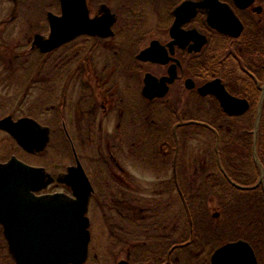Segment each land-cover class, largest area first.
<instances>
[{
    "label": "trees",
    "instance_id": "1",
    "mask_svg": "<svg viewBox=\"0 0 264 264\" xmlns=\"http://www.w3.org/2000/svg\"><path fill=\"white\" fill-rule=\"evenodd\" d=\"M20 10L34 13V9L19 7L18 14ZM11 23L9 18L0 20V27ZM263 39L264 29L248 20L238 45L244 55L253 57ZM27 49L26 43L12 44L0 35V101L20 99L24 91H38V52ZM248 100L250 109L240 117L224 115L212 99H186L183 118L173 109L152 114L145 103L138 104V114L130 125L135 132L127 126L123 145H135L129 149L130 156L143 161L142 169L156 173V179L141 188L140 182L133 185L122 163L121 171L115 167L120 173L116 175L113 168L98 162L107 170V183L114 182L110 191L107 186L96 190L106 244L114 248V256L121 252L132 264H207L216 247L243 239L254 249L258 263L264 264L262 188L243 190L232 184L252 187L259 178L252 134L257 99ZM7 103H0V115L5 114L2 109ZM19 110L24 109L18 105L8 115ZM31 110L18 114L30 117L35 114ZM256 154L264 168V116ZM161 172L166 176L160 178ZM94 185L98 189L97 181ZM212 204L217 216L210 214Z\"/></svg>",
    "mask_w": 264,
    "mask_h": 264
},
{
    "label": "flooded vegetation",
    "instance_id": "2",
    "mask_svg": "<svg viewBox=\"0 0 264 264\" xmlns=\"http://www.w3.org/2000/svg\"><path fill=\"white\" fill-rule=\"evenodd\" d=\"M185 1L199 3L201 0H84L89 20L102 22L112 15V23L108 27L106 23L98 27L102 34L85 32L43 53L39 47L32 46V41L36 35L41 40L48 37V15L62 16L61 0H5L12 7L9 22L18 17L19 7L34 9V16H38V31L27 39L30 42L27 50L38 52V67L49 61L54 66L53 86L64 84L63 87L71 88L63 103L73 132L65 129L63 121L61 126L74 162L77 158L82 164V156L77 151L85 148L84 151H96L95 157L101 166L119 167L120 170L122 165L115 151L132 148L123 145L122 134L128 125L133 124L139 101L149 106L152 114L160 109H173L177 117L183 118L186 99H212L225 115L215 96L198 92L200 87L215 79L220 80L231 96L248 102V99H264V39L253 57L244 55L238 45L245 35L248 20L264 29V0H252L246 7H240L239 0H218L228 6L242 24L237 37L212 28L207 21L208 10L196 8L194 16L180 25L179 32L194 31L205 39L197 51L194 50L197 39L183 45L177 38L186 34L176 32L172 36L171 33L174 12ZM107 31L110 34H104ZM146 49H149V58L146 61L139 59L140 53ZM42 75L38 68V78ZM146 75L149 76V88L148 95L144 96L142 89ZM52 109L56 111V106L53 105ZM109 125H113L112 132L107 130ZM50 133L49 129V136ZM103 151H107L109 160L102 155ZM82 167L93 188L90 206L99 194L94 185L96 180L91 179V173ZM49 186L42 193H50ZM0 233V244L4 243L6 251L0 263L14 264L1 226ZM89 252L90 248L88 257ZM121 257L120 260L126 259L132 264L128 257ZM94 258H98L97 253Z\"/></svg>",
    "mask_w": 264,
    "mask_h": 264
},
{
    "label": "water",
    "instance_id": "3",
    "mask_svg": "<svg viewBox=\"0 0 264 264\" xmlns=\"http://www.w3.org/2000/svg\"><path fill=\"white\" fill-rule=\"evenodd\" d=\"M83 1L61 0L62 16L55 17L49 13L48 37L41 40L36 35L32 46L37 49L39 47L41 52L46 53L79 34H102L98 27L103 23L108 27L113 16L109 15L102 22L89 20ZM251 2L252 0H239V6L246 7ZM196 8L208 10L209 25L220 33L232 37L241 33L242 24L225 4L218 0H201L199 3L185 1L175 10V21L171 29L172 36L176 32L186 34L177 38L183 45L197 39L194 49L197 51L205 42L194 31L179 32L180 25L194 16ZM104 34L108 35L110 32ZM148 51L149 49L142 51L138 58L146 61L149 58ZM144 83L142 92L147 96L148 75L145 76ZM198 92L201 95L215 96L219 107L227 116H241L249 109L248 101L228 94L219 79L207 82ZM163 93L164 90L161 91ZM263 100L258 101L252 130L253 160L258 167L259 178L252 187L232 184L243 190L260 186L264 194V168L256 154ZM0 131L8 134L29 154L44 151L49 141V129L30 117L13 119L5 116L0 119ZM53 180L44 168L29 165L14 155L6 162H0V225L14 264H84L87 259L90 222L86 214L92 186L77 158L75 165L68 166L66 173L56 179L68 187L71 194H40ZM117 264L130 263L120 260ZM209 264H257V260L250 244L238 239L217 247L210 256Z\"/></svg>",
    "mask_w": 264,
    "mask_h": 264
},
{
    "label": "rangeland",
    "instance_id": "4",
    "mask_svg": "<svg viewBox=\"0 0 264 264\" xmlns=\"http://www.w3.org/2000/svg\"><path fill=\"white\" fill-rule=\"evenodd\" d=\"M11 11L12 7L7 4L5 0H0V20L8 19L11 15ZM18 15V18L15 19L11 23V25H9L8 27H0V35H2L6 39V41L12 42V44L23 45L24 43H26V48H28L30 46V42H28L27 39H31L32 35L38 31V16H34V13L32 15H27L25 14L24 10H20V14ZM27 16H29L30 19ZM53 67L54 66L50 64V61L49 63L44 62L40 67H37V69H40V74H43L42 77L38 78V91H24L21 94L22 97L20 99H12V101H9V99H4L0 101V103H4V101H8L7 104L12 103V106L4 104V109H2V111H4L3 113L5 114L0 115V117L8 115V112L14 111L18 105H20L24 110L26 109L25 111H28V109H32L31 111H33L35 114L30 117H34V119L39 121L42 125L49 127V129L51 130L50 140L46 149L40 154H28L24 152L20 147H18L15 141L9 135H7L5 132L0 131V162L6 161L8 158H10L11 155H15L25 163L32 166L43 167L46 172L50 173L53 177H57L58 175L64 174L66 168L70 165H73L75 162L71 152V148L67 144L66 136H64V132L62 131L63 129L61 126V123L63 121L65 122V129L68 128V131L70 130L69 119H66L68 113L67 110L64 109L63 102L66 100V97L70 95L71 88L63 87L64 84L62 86L58 85V87L52 85L51 75L53 76ZM59 73L61 74L62 72ZM29 84H31V82ZM140 102L141 101H139V103ZM53 105L56 106V111L52 109ZM24 110L21 111L25 112ZM21 111H15L16 114L12 117L16 119L25 116L24 114H18ZM56 112L59 113L58 118L56 117ZM129 127L131 130H133V127H131L130 125ZM107 130L112 132L113 125H109V129ZM133 131L135 132V129ZM72 132L73 131H71V133ZM78 150L79 151H77V153L80 157L82 156V165L85 167V170L91 173V179L93 177V179L96 180L97 183H99V186L97 187L98 189L96 190H104L107 186L108 191H110L114 182L113 180H111L107 183V179L105 178L107 175V170L105 169V167H99L100 164L95 157L97 155L96 151H90L88 149L84 151L85 148H79ZM262 150L263 143L261 142L260 151ZM135 151H139L138 148ZM262 153L263 151L261 152V155ZM102 155H104L105 158H108V153L106 151H103ZM115 155L120 159L119 161L122 163V165H125L124 168L130 175V180H132L133 185H139L140 182L142 188V186H147V183H149L151 180L156 179V173L154 174L149 170H144L145 168L144 166H142L143 161H139L137 156L135 158L130 156V150L128 147H124L122 150L115 151ZM145 166L149 167L150 164H145ZM113 170L117 175H120L119 171L114 168V166ZM161 174L162 175L160 176V178L166 176L163 174V172H161ZM116 186L117 188H121L117 184ZM48 190L50 193H70L68 188L56 181H54L53 184L49 186ZM109 194L110 193L107 192L108 197L110 196ZM97 203L99 204V199L96 195L90 203L89 211L87 214L91 223V244L89 245V257L87 263L85 264H116V262L123 257H121L122 255L120 254H116V256H114V248L109 247V245L106 244L108 239L107 233L105 231L106 227L104 225L102 207L100 210ZM216 209V206L212 204L210 214L214 215ZM176 239L178 240V237ZM0 240L2 241L1 233ZM96 253L98 254V258H94V254ZM3 254H6L5 245L4 243H1L0 261H2Z\"/></svg>",
    "mask_w": 264,
    "mask_h": 264
}]
</instances>
